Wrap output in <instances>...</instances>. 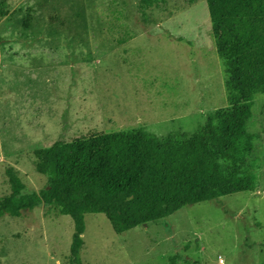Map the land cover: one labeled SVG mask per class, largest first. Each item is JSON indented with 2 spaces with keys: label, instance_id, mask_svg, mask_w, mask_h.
Returning <instances> with one entry per match:
<instances>
[{
  "label": "rangeland",
  "instance_id": "rangeland-1",
  "mask_svg": "<svg viewBox=\"0 0 264 264\" xmlns=\"http://www.w3.org/2000/svg\"><path fill=\"white\" fill-rule=\"evenodd\" d=\"M203 0H0V199L47 188L35 151L141 130L178 145L227 109ZM253 188L116 234L84 215L82 264H264V94L244 117ZM73 223L41 203L0 218V264H70Z\"/></svg>",
  "mask_w": 264,
  "mask_h": 264
},
{
  "label": "trees",
  "instance_id": "trees-1",
  "mask_svg": "<svg viewBox=\"0 0 264 264\" xmlns=\"http://www.w3.org/2000/svg\"><path fill=\"white\" fill-rule=\"evenodd\" d=\"M211 37L223 63L228 108L178 145L141 130L57 141L35 151V169L47 188L23 194L6 171L11 194L0 199V218L19 217L41 203L73 223L70 264H82L84 215L103 214L116 234L160 221L180 208L252 190L245 167L249 146L244 117L264 94V0H203ZM164 0H138L143 13Z\"/></svg>",
  "mask_w": 264,
  "mask_h": 264
}]
</instances>
